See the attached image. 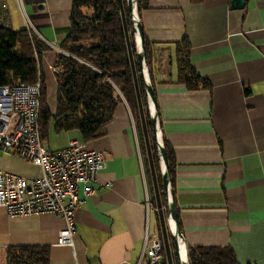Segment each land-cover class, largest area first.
I'll return each mask as SVG.
<instances>
[{
  "label": "crops",
  "instance_id": "1",
  "mask_svg": "<svg viewBox=\"0 0 264 264\" xmlns=\"http://www.w3.org/2000/svg\"><path fill=\"white\" fill-rule=\"evenodd\" d=\"M232 1L143 0L146 6L138 14L151 49L143 83L155 93L161 138L175 155L169 182L187 250L230 246L239 264H264V0H245L242 8ZM72 8L73 0L0 4V26L27 30L36 40L39 78L55 93L49 102L53 111L54 68L59 56L68 54L63 42L71 31ZM137 36L134 32L138 54ZM185 42L191 66L210 88H190L180 80L178 47ZM121 97L112 121L88 141L77 129L56 131L51 120L50 149L78 139L103 152L107 163L94 193H80L69 242H59L65 218L54 213L12 217L0 205V252L6 257L12 248L48 247L49 264H136L147 224L160 236L148 154ZM0 170L42 175L40 166L1 151Z\"/></svg>",
  "mask_w": 264,
  "mask_h": 264
},
{
  "label": "trees",
  "instance_id": "2",
  "mask_svg": "<svg viewBox=\"0 0 264 264\" xmlns=\"http://www.w3.org/2000/svg\"><path fill=\"white\" fill-rule=\"evenodd\" d=\"M137 77L148 127L154 168L159 186L161 204L167 214V194L163 187V173L157 141L154 136L149 103L142 73L137 64V49L134 40V23L127 0H123ZM139 13L146 4L137 0ZM86 10H91L87 14ZM71 31L63 42L68 54H61L57 61L58 96L55 111L47 100V84L41 75L40 130L48 139L50 123L55 121L56 131L77 129L84 140L100 135L112 121L121 94L129 104L140 129L144 151L145 145L140 109L132 72L130 55L124 31L122 13L116 0H73L70 17ZM147 63H151V49L144 40ZM36 40L27 30L13 31L0 26V85L17 82H36L39 78L41 54ZM179 77L190 88H210L209 82L196 73L190 64L189 44L178 47ZM170 174L175 167V155L164 141ZM175 203V201H174ZM180 223V221H179ZM181 228V223H180ZM169 234V231H168ZM174 264H179L173 237L169 234ZM189 264H239L234 249L230 246H189ZM49 264L48 247L12 248L7 251V264ZM162 264H169L165 254Z\"/></svg>",
  "mask_w": 264,
  "mask_h": 264
},
{
  "label": "built area",
  "instance_id": "3",
  "mask_svg": "<svg viewBox=\"0 0 264 264\" xmlns=\"http://www.w3.org/2000/svg\"><path fill=\"white\" fill-rule=\"evenodd\" d=\"M4 1L0 0L1 6ZM54 70L58 72L59 68ZM40 96L41 78L33 83L0 85V151L42 168V175L34 178L0 170V205L12 217L54 213L65 218L67 227L61 231L59 242L66 243L75 230L80 193H94L93 185L105 168L107 157L103 152L87 149L78 139L71 140L65 148L50 149L41 136ZM150 114L154 115L151 104ZM158 142L164 147L159 137ZM170 194L168 210L174 203ZM165 254L162 237L153 236L147 224L144 251L136 264H162Z\"/></svg>",
  "mask_w": 264,
  "mask_h": 264
},
{
  "label": "water",
  "instance_id": "4",
  "mask_svg": "<svg viewBox=\"0 0 264 264\" xmlns=\"http://www.w3.org/2000/svg\"><path fill=\"white\" fill-rule=\"evenodd\" d=\"M116 1L119 4L120 9H121V13H122L124 31H125V35H126V41H127V45H128L130 61H131V66H132V72H133V77H134V82H135L136 93H137V99H138V104H139V109H140V116H141V122H142V127H143V133H144V138H145V142H146L149 163H150V167H151V174H152V180H153V184H154L155 194H156V198H157L159 220H160L162 239L164 241L166 256L168 259V263L174 264L173 258H172V252H171L170 238H169V234H168V226H170L169 222H170V218H172L175 222V230L171 229V231L173 232L172 233L173 241L175 244V250H176L178 260H179V264H189V262H188V250L186 249L187 250V260L185 262L182 261V258L180 255L178 240L183 239V234H182L181 228H180L179 216H178L176 205H175V203H172L171 208L167 212L168 214H165L163 207H162V204H161L159 186H158L156 172H155V168H154L153 154H152L151 144L149 141L148 127H147V123H146L145 112H144V108H143V103H142V98H141V93H140V87H139V82H138V77H137L136 61H135L134 56H133L131 39H130L129 30H128L127 20H126L125 6H124L123 0H116ZM127 4H128V8H129L131 15H132L133 23H136V27H134V32L136 34H138V36L140 38L139 39L140 51L137 54V64L139 65V68H140L141 73H142V77L145 81L144 68L146 66V58H145L146 56H145V47H144V31H143V27H142V24H141V21L139 18V14H138V11H139L138 3H137V0H127ZM244 4H245V0H233L232 1V5L235 8H242V7H244ZM146 93H147V98H148V103H149V109H150V104H151V106H153V109H154V115L151 118V124H152L155 139L157 141V149H158V153H159V157H160V167H161L162 172H164L163 187H164L165 192L167 194V200H168V195L170 194V182H169L170 181V168H169V163H168V158H167L165 148L158 142V137L160 138L161 134L159 131L160 126H159V123L157 122V118H158L157 99H156V96H155L153 89L149 85H147ZM170 195H172V193ZM167 215H168V217H167Z\"/></svg>",
  "mask_w": 264,
  "mask_h": 264
},
{
  "label": "rangeland",
  "instance_id": "5",
  "mask_svg": "<svg viewBox=\"0 0 264 264\" xmlns=\"http://www.w3.org/2000/svg\"><path fill=\"white\" fill-rule=\"evenodd\" d=\"M86 13L87 14H91V10H86ZM54 95H55V93H50V92H48V95H47V100H48V103L50 102V103H54V102H52V100H54ZM149 112H150V109H149ZM150 116H151V114H150ZM151 118H152V116H151ZM47 140H49V139H47ZM47 140H45L46 141V143L48 142ZM164 148H165V145H164ZM159 154V153H158ZM160 158V157H159ZM161 168V167H160ZM162 171V170H161ZM168 214V213H167ZM167 217H168V215H167ZM168 231H169V234H171V236L173 237V235H172V231H171V228H170V226H168ZM160 234V233H159ZM161 235H162V233L160 234V236L159 237H161ZM0 264H7V257H6V255H5V253L4 252H0Z\"/></svg>",
  "mask_w": 264,
  "mask_h": 264
},
{
  "label": "bare ground",
  "instance_id": "6",
  "mask_svg": "<svg viewBox=\"0 0 264 264\" xmlns=\"http://www.w3.org/2000/svg\"><path fill=\"white\" fill-rule=\"evenodd\" d=\"M138 37V40L140 39L139 36ZM153 108V106H152ZM160 140H162V138L160 137ZM170 227L172 230H175V222L172 218H170ZM179 242V250H180V255H181V258H182V261L185 262L187 260V248H186V244L184 243L183 239H179L178 240Z\"/></svg>",
  "mask_w": 264,
  "mask_h": 264
}]
</instances>
